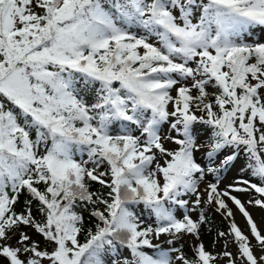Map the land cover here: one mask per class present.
<instances>
[{
    "label": "snow or ice",
    "instance_id": "6c2138e0",
    "mask_svg": "<svg viewBox=\"0 0 264 264\" xmlns=\"http://www.w3.org/2000/svg\"><path fill=\"white\" fill-rule=\"evenodd\" d=\"M0 264H264V0H0Z\"/></svg>",
    "mask_w": 264,
    "mask_h": 264
},
{
    "label": "trees",
    "instance_id": "16d2710c",
    "mask_svg": "<svg viewBox=\"0 0 264 264\" xmlns=\"http://www.w3.org/2000/svg\"><path fill=\"white\" fill-rule=\"evenodd\" d=\"M218 222V221H217Z\"/></svg>",
    "mask_w": 264,
    "mask_h": 264
}]
</instances>
